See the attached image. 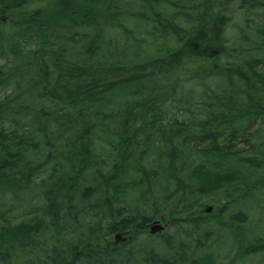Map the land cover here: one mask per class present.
I'll list each match as a JSON object with an SVG mask.
<instances>
[{
	"label": "trees",
	"instance_id": "obj_1",
	"mask_svg": "<svg viewBox=\"0 0 264 264\" xmlns=\"http://www.w3.org/2000/svg\"><path fill=\"white\" fill-rule=\"evenodd\" d=\"M250 256L264 0H0V264Z\"/></svg>",
	"mask_w": 264,
	"mask_h": 264
},
{
	"label": "rangeland",
	"instance_id": "obj_2",
	"mask_svg": "<svg viewBox=\"0 0 264 264\" xmlns=\"http://www.w3.org/2000/svg\"><path fill=\"white\" fill-rule=\"evenodd\" d=\"M232 24H233V22H232ZM252 130H254V128H253ZM243 146H245L244 143H239V147H240V148H242ZM206 207H207V205H206ZM206 207H205V209H206ZM205 209H204V211L206 212ZM210 212H211V211H210ZM210 212H206V213H210ZM165 218H166V215H165V216H162L161 219H158V220L161 221L162 225H163L164 228L166 229ZM152 222H153V221H152ZM152 222H150V224H148V227H147L148 232H149L150 230H152V226L154 225V223H152ZM151 224H152V225H151ZM165 229H164V230H165ZM164 230H163V231H164ZM163 231L160 232L159 234L163 233ZM158 232H159V231H158ZM155 235H156V234H155ZM113 239H115V237H114ZM118 241H119V240H118ZM118 241H117V242H118ZM121 241L123 242L122 239H121ZM260 258H261V256H250V257H248V259L245 261V263H246V264H258L259 261H260Z\"/></svg>",
	"mask_w": 264,
	"mask_h": 264
},
{
	"label": "water",
	"instance_id": "obj_3",
	"mask_svg": "<svg viewBox=\"0 0 264 264\" xmlns=\"http://www.w3.org/2000/svg\"><path fill=\"white\" fill-rule=\"evenodd\" d=\"M212 209H213L212 206H208V207L206 208V211H207V212H210ZM163 228H164V227H163V225L160 223V221H155V222H154V225L152 226V230H151V232H152V233H155V232H157V231H161Z\"/></svg>",
	"mask_w": 264,
	"mask_h": 264
}]
</instances>
